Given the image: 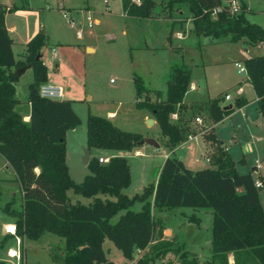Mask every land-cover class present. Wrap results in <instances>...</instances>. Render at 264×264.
Listing matches in <instances>:
<instances>
[{
    "label": "trees",
    "instance_id": "1",
    "mask_svg": "<svg viewBox=\"0 0 264 264\" xmlns=\"http://www.w3.org/2000/svg\"><path fill=\"white\" fill-rule=\"evenodd\" d=\"M122 9L131 17H152L160 6L163 14L174 18L183 6L193 23L192 29L219 39H244L246 44H264V27L249 21L247 6L241 1V11L229 13L221 0H121ZM26 2V1H24ZM25 5V4H24ZM0 2V155L14 170L22 192V206L12 209L15 234L38 238L44 231L61 235L65 250L63 264H111L103 251L104 240L110 239L123 255L131 259L136 249H145L136 264H201L196 254L182 249L174 239L162 235L164 228L155 219L152 207L169 209L175 206L210 207L212 254L203 264H228L226 253H235V264H264V207L259 187L250 172L241 173L229 152L222 146L212 124L201 129L210 146V166L192 168L170 152L159 168L157 178L143 186L142 191L129 196L122 189L130 182V165L126 156L115 154L100 162L89 157L90 172L81 181H74L66 162V132L81 122L70 98H50L39 94L38 88L47 81V66L39 55L46 44L45 33L36 32L25 44L22 59H15L4 12ZM247 78L257 96L258 108L264 113V52L242 59ZM31 67L33 80L28 85L26 101L29 117L24 119L16 96V68ZM191 68L175 63L166 81V94L149 89L140 76H134L136 104L146 106L155 118L164 143L173 149L190 132L181 111L190 82ZM144 95V97H142ZM221 96L196 103L205 104L213 123L222 120L246 100L236 98L231 106L220 103ZM176 112L177 117L171 118ZM138 131L121 128L108 116L88 112L86 147L132 150L143 142ZM91 197L88 203L71 202L66 190ZM113 195L114 198L109 196ZM135 200L141 208L132 209ZM8 209L7 206H3ZM121 211L115 219H112ZM173 253L176 262L161 259ZM241 256L239 261L238 256ZM0 264L4 260L0 259Z\"/></svg>",
    "mask_w": 264,
    "mask_h": 264
},
{
    "label": "rangeland",
    "instance_id": "2",
    "mask_svg": "<svg viewBox=\"0 0 264 264\" xmlns=\"http://www.w3.org/2000/svg\"><path fill=\"white\" fill-rule=\"evenodd\" d=\"M0 1L11 6L28 5L29 2L26 8L16 7L4 12L8 23L17 25V31L12 33L15 38H22L26 22L29 26L35 24V32L40 30L45 33L46 44L41 47L40 54L47 66V74L49 78L59 80L65 89L64 94L72 99V106L81 119L73 130H67L66 162L70 176L76 182L90 172L89 165L83 161L87 114L91 112L108 116L109 111L115 112L114 117H108L121 128L138 131L144 137H154L160 144L154 146L142 143L132 150H121L130 165V182L122 190L131 196L156 180L165 153L172 149L164 143L157 122L151 121L155 118L150 110L136 104L135 75L141 77L152 100L156 98L155 90H160V95L165 96L166 81L175 63H185L191 68L190 82L184 95L187 102L204 103L221 96L220 103L227 105L238 97V85L243 87L244 95L248 98L254 96L246 70L239 72L238 69L244 66L241 57L261 54L263 48L252 44L244 47L243 38L230 41L227 37L216 39L196 32L186 20H175L163 14L159 5L154 8L155 16L131 17L124 13L121 0ZM240 1L247 6L246 18L264 27V0ZM180 11L184 15L188 14L187 7L183 6L173 15L179 18ZM87 12L97 19L92 27L87 25ZM70 20L74 25L70 24ZM16 40L12 49L14 56L21 58L24 45L19 39ZM32 79L33 72L29 67L17 84L19 97L28 94L27 87ZM191 83L196 85L195 89L190 88ZM226 93L232 98L226 99ZM254 105L257 104L250 103L246 112L235 109L230 116L217 123L215 131L235 158L246 152V161L237 162L238 170H251L249 166L255 163V159L262 163L259 173L251 172L255 178L259 174L262 181L259 194L264 207V113ZM23 108L24 105L21 106ZM196 113L206 118V108L201 113L192 107L183 113L184 124ZM171 118L175 119L173 116ZM205 126L198 123L197 127L201 131ZM105 154L107 151L103 148L89 149L90 158ZM199 156L198 162L191 164L187 159L185 163L190 166L211 165L203 155ZM66 193L71 202L88 203L91 200V197L76 193L72 188H68ZM109 197L114 198L113 195ZM141 205L140 200H135L130 207L138 210ZM21 206L19 181L14 170L4 166L0 156V259L4 260V264H12L7 249L16 246V236L5 234L4 223L15 220V215L10 211L19 210ZM151 211L155 219H160L164 226L173 230L183 250L197 252L203 258L212 253V208L152 207ZM19 238H22L21 248L25 252L26 264H63L65 244L61 235L44 231L38 238ZM104 241L103 247L106 252L109 248V256L114 264H123L125 261L133 264L110 239Z\"/></svg>",
    "mask_w": 264,
    "mask_h": 264
},
{
    "label": "crops",
    "instance_id": "3",
    "mask_svg": "<svg viewBox=\"0 0 264 264\" xmlns=\"http://www.w3.org/2000/svg\"><path fill=\"white\" fill-rule=\"evenodd\" d=\"M222 1V0H221ZM1 2V1H0ZM4 4H5V6H7V10H11L12 8H16V7H24V8H26V7H28L29 6V2H28V5H22V6H16V5H10V4H7V3H5L4 2ZM180 17L179 18H176V17H174L173 19H175V20H179V21H181V20H186L189 24H190V27H192V25H191V20H190V18L187 16V15H184V14H182V11H180ZM186 17V18H185ZM4 24H5V27H7V29H8V32H9V34H10V36L12 37V39H13V43H12V45L17 41L16 39H19V41H21V43L24 45V47H23V51L20 53V55H21V58H16L15 57V59H22V53L24 52V49H25V44H26V42L30 39L29 37H32L36 32V29H37V27H35V24L34 25H32V26H29V24H28V22H26L25 24H24V30H23V36H22V38H15V36H13L12 35V33L13 32H15V31H17V25L15 24V23H12V24H9L8 23V20H7V18H5V14H4ZM40 27V24H38V28ZM38 31V30H37ZM29 38V39H28ZM212 42V41H211ZM243 45H244V47H246L248 44H246L245 43V41H244V43H243ZM257 45V47H261V48H263L264 49V44L263 43H258V44H255V46ZM13 50V49H12ZM264 52V51H263ZM263 52H261V53H263ZM13 53H14V51H13ZM251 55H253V54H251ZM40 56H41V54H40ZM52 56H55V54L54 53H52ZM249 56V55H248ZM245 57H247V56H245ZM244 58V56L243 57H241V60ZM20 67H24V70H22V71H20V73H19V77H18V79L15 81V91H16V96L21 100V102L19 103V106H20V109H21V106H23L24 105V108H23V110L21 109V112H22V114H23V117H24V119H28V117H29V115H28V113H29V103L26 101V99H27V94H25V96L24 97H19L18 96V89H17V84H18V82H19V80H20V78L22 77V75H23V73H25L26 71H27V69L29 68V67H25V66H20ZM20 67H17L16 69H18V68H20ZM33 80V79H32ZM47 81L48 82H53V83H57V84H60V85H62L60 82H59V80L56 78V79H52V78H49V75H48V79H47ZM251 84V83H250ZM239 86V85H238ZM252 86V85H251ZM63 87V86H62ZM64 88V87H63ZM190 88L191 89H195L196 88V85L194 84V83H191L190 84ZM243 88V87H242ZM27 90H28V87H27ZM254 91V90H253ZM28 92V91H27ZM64 92H65V89H64ZM63 97H66V95L64 94L63 95ZM62 97V98H63ZM240 97H242V98H244L245 100H246V102L242 105V106H240V107H238V108H235V109H240V110H243L244 112H246V108L249 106V104L250 103H252V102H254L255 104H257V105H254L255 106V108H257L258 109V111H260L259 110V108H258V102H257V96L255 95V92H254V96L252 97V98H248L246 95H244V92L242 91V93H240V94H238V97L237 98H240ZM67 98V97H66ZM184 103L186 104V106H185V108H183L182 109V111H181V115H182V117H183V113H185V112H187L189 109H192V107H195V108H197V104L196 103H202V101H194V102H187L185 99H184ZM191 104H196V105H191ZM229 104H231V103H229ZM228 105V104H227ZM199 111H201V113L203 112V109H205V105H201L200 106V108H197ZM234 109V110H235ZM233 110V111H234ZM233 111L230 113V114H228L227 116H230L232 113H233ZM115 112L114 111H109L108 112V116L109 117H114L115 115H113ZM206 116V118H204L203 116H201V114H198V113H196L190 120H187V122H186V124L187 125H189L190 127L189 128H194V130H192V129H190V132H188V133H191L192 134V137L191 138H187V136L185 137V139L184 140H182L181 142H179L171 151H169V152H166L165 153V157L170 153V152H173V153H175L176 155H178L182 160H183V162L185 163V161L187 160V159H189V163H191V164H193V163H196V162H198L199 160H200V156L199 155H203L204 157H205V159L208 161V162H210L209 161V157H208V155H209V150L211 149V146L206 142V141H204V139H203V137H202V134H201V131L198 129V123L199 122H197L196 120H195V117L196 116H200L201 117V119H202V122H204V123H201V124H203V125H209V124H212L214 127H216V125H217V123H219V121L218 122H216V123H213L212 121H211V119L209 118V116H208V114L206 113L205 114ZM227 116H225V117H227ZM224 117V118H225ZM183 120V119H182ZM152 122H155L156 120L155 119H152L151 120ZM221 121V120H220ZM69 130H73V128H71V129H69ZM68 130V131H69ZM68 131L66 132V143H67V141H68ZM187 133V134H188ZM215 133H216V131H215ZM148 136V135H147ZM216 136H217V138L219 139V142H220V144L222 145V146H224V148L229 152V154L231 155V157H232V159L234 160V162H235V166H236V169L238 170V167H237V162L238 163H242V162H245L246 161V157H245V154H246V152H243V155L242 156H239V157H237V158H235L233 155H232V153H231V151H230V149H229V147L228 146H226V144L224 143V140H222L221 138H219V136L216 134ZM156 139V138H155ZM157 140V139H156ZM158 141V140H157ZM145 143V142H144ZM158 143H159V141H158ZM160 145V144H159ZM106 151H107V154H105L104 155V157H110V156H112V155H115V154H121V155H123L122 153H121V150H113V149H105ZM137 150V149H136ZM182 151V152H181ZM1 156V155H0ZM2 157V156H1ZM2 160H3V164H4V166L5 167H11L8 163H7V161H5L4 159H3V157H2ZM259 163L260 165H259V167H257L256 166V163ZM261 162H260V160L259 159H255V163H252V164H250V166H249V168L251 169V170H245V171H240V170H238L239 172H241V173H246V172H250L251 173V175H252V177L254 178V180L255 179H259V180H261L260 178H259V174H257L258 176H257V178H255V176L252 174V172L251 171H255L256 173H259V168L261 167ZM185 165H187V166H189V167H192V168H197V167H203V166H190V165H188V164H186L185 163ZM12 168V167H11ZM69 168V167H68ZM5 225H14V220L13 221H8V222H5L4 223V226ZM5 234H10V235H13V234H11V233H8V232H5ZM162 235H163V237L164 238H166V239H174V240H176V242L179 244V242H178V240H177V236H176V234H174L173 233V230L171 229V228H167L166 226H164V228H163V230H162ZM17 236V235H16ZM18 238H19V236H17ZM20 239V238H19ZM20 240H22V238L20 239ZM105 242V241H104ZM103 242V243H104ZM181 245V244H180ZM182 246V245H181ZM23 251H24V249H23ZM103 251H104V255H105V257L108 259V261H110L111 262V264H114L113 263V260L110 258V256H109V248H108V250H107V252L105 251V249H104V247H103ZM145 252V249H136L135 250V252H134V255H133V258H131V259H129V260H131L132 262H133V264H136V261H137V259L143 254ZM191 253H194V254H196L197 255V257H198V259H199V262L201 263V264H203L208 258H210V256H211V254L210 255H208V256H206L205 258H203L202 256H200L197 252H191ZM24 254H25V252H24ZM238 259H239V261L241 260V256L239 255L238 256ZM163 262H165V261H170V262H176L177 263V258H176V256L174 255V254H172V253H167L162 259H161ZM226 260H227V263L228 264H235V253L233 252V251H228L227 253H226ZM96 264H105V262H98V263H96ZM123 264H128V262L127 261H125ZM150 264H158V260H155V261H153L152 263H150Z\"/></svg>",
    "mask_w": 264,
    "mask_h": 264
},
{
    "label": "built area",
    "instance_id": "4",
    "mask_svg": "<svg viewBox=\"0 0 264 264\" xmlns=\"http://www.w3.org/2000/svg\"><path fill=\"white\" fill-rule=\"evenodd\" d=\"M222 3L225 6V8L229 11V13L231 14H235L241 11V1L240 0H223ZM86 19H87V25L89 27H92L94 21L96 22L97 20L96 18L94 19L89 12H87L86 14ZM70 24L74 25L72 21ZM244 70H246L244 66H239V69H238L239 72H242ZM38 91L41 96L50 97V98H62L64 95V88L62 87V85L53 83V82H48V81L42 82L39 85ZM242 91H243V88L241 85L236 87L237 95L242 93ZM224 97L226 99L232 98V96L229 93H226ZM171 116L176 118L177 117L176 112H173ZM195 120L199 123H202V119L200 116H196ZM191 137H192V134L188 133L187 138H191ZM97 158L100 162H105L108 159L107 157H104L102 155H99ZM259 165L260 164L257 162L256 166L259 167ZM254 183L256 187L262 186V181L259 179H255ZM4 230L5 232L11 233L16 236L15 229L13 230L9 225H5ZM7 255L10 261L12 262V264H26L25 254H24L23 249L21 248V240L17 236H16V246L9 247L7 249Z\"/></svg>",
    "mask_w": 264,
    "mask_h": 264
},
{
    "label": "water",
    "instance_id": "5",
    "mask_svg": "<svg viewBox=\"0 0 264 264\" xmlns=\"http://www.w3.org/2000/svg\"><path fill=\"white\" fill-rule=\"evenodd\" d=\"M191 25L193 26V23L192 22H191ZM39 55L40 54H37L36 58H38ZM22 70H24V67H20V68L16 69V73L19 74L20 71H22ZM226 106H231V104H228ZM143 142L148 143V144H151V145H154V146H159L158 141L154 137L145 136L143 138ZM88 159H89V151H88L87 147L86 148L84 147L83 161L85 163H87L88 162Z\"/></svg>",
    "mask_w": 264,
    "mask_h": 264
},
{
    "label": "bare ground",
    "instance_id": "6",
    "mask_svg": "<svg viewBox=\"0 0 264 264\" xmlns=\"http://www.w3.org/2000/svg\"><path fill=\"white\" fill-rule=\"evenodd\" d=\"M9 226H14V225H9ZM12 229L14 230V229H15V226H14V227H12Z\"/></svg>",
    "mask_w": 264,
    "mask_h": 264
}]
</instances>
